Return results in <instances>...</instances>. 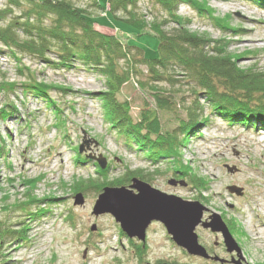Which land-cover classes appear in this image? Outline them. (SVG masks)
<instances>
[{
	"label": "rangeland",
	"instance_id": "obj_1",
	"mask_svg": "<svg viewBox=\"0 0 264 264\" xmlns=\"http://www.w3.org/2000/svg\"><path fill=\"white\" fill-rule=\"evenodd\" d=\"M72 1L79 7L89 4L86 0ZM99 1L103 6L107 3V0ZM202 1L207 3L214 18L229 25L233 31L221 30L219 22L214 24L207 14H199L189 5H181L178 13L191 20L190 30L229 45L228 51L240 57L238 64L241 68L264 73V10L247 0ZM6 4L7 0H0V9ZM138 7L149 19L161 18L148 0L140 2ZM102 12L93 13L100 21L97 30L116 34L124 44L129 42L131 46L141 48L148 59L158 57L157 38L141 35L126 25L113 22L108 14L100 20L104 15ZM16 15H20V10ZM0 52V87L16 86L13 92L0 91V111L6 105L18 109L0 124V144L5 148L0 162V222L13 227L14 231H21L15 238L13 236L0 244V264H116L113 260L119 253L116 248L127 245L129 240L122 235L112 217L95 218L92 215L99 195L92 186L101 183L102 177L94 164L84 162L85 156L79 154L84 133L89 140L99 143L93 148L95 153L108 159L109 181L140 171L154 188L186 201L201 203L207 208V214L220 215L234 233L246 264H264V230L259 234L261 238L254 234L256 231L251 232L255 226L264 227V128L229 123L215 113L212 115L208 103L200 98L199 103L208 121L189 138L186 148L181 149L184 165L206 183L205 187L197 189L189 176L176 174L165 159L154 163L143 152L125 145V140L105 122L99 99L100 93L105 91L104 81L93 71L79 64L59 69L21 55L19 64L6 48L0 46ZM49 59L55 60L54 56ZM19 69L23 72L20 73ZM25 69H30L39 82L73 91L68 95L50 94L58 103L59 114L40 99L23 95L21 86L29 78ZM179 90L175 101L181 102L182 109L176 106L175 113L160 114L164 129L177 128L176 113L180 112L182 119L187 120V112L181 110L186 109H183L184 105L193 106L195 94L190 93L184 80L176 88ZM118 100L130 103L134 123L139 121L140 113L146 107L155 108L150 91L140 89L134 79L124 86ZM237 159L241 163L237 164ZM7 160L13 167L11 172L5 169ZM37 179L40 181L33 190L28 182ZM172 179L179 183L177 187L169 185ZM79 180L95 183L82 193L85 204L74 206V198L79 193L75 185ZM229 187L241 189L242 195L230 193ZM30 196L50 201L23 209L21 204ZM92 225L99 229L98 235L91 232ZM214 236L217 235L203 232L205 240L211 239L212 242ZM149 237L154 252L159 248L165 255L182 258L179 251L171 248L160 224L150 226ZM122 264L136 263L126 261ZM191 264L206 263L193 260Z\"/></svg>",
	"mask_w": 264,
	"mask_h": 264
},
{
	"label": "trees",
	"instance_id": "obj_2",
	"mask_svg": "<svg viewBox=\"0 0 264 264\" xmlns=\"http://www.w3.org/2000/svg\"><path fill=\"white\" fill-rule=\"evenodd\" d=\"M86 1L89 3L87 6L79 7L72 0H7L5 8L0 9V46L6 48L19 64L21 55L39 59L59 69L79 64L93 71L104 81L105 91L100 93L99 99L105 122L125 140V145L143 152L154 163L165 159L176 174L189 176L195 188L205 187L206 183L191 174V168L184 165L181 157V149L186 148L189 138L208 121L199 99H205L212 115L215 113L229 123L264 128V73L241 68L238 64L240 57L228 51L229 45L190 30L191 20L178 13L181 5H189L199 14H207L214 24L219 22L221 30L233 31L229 25L214 18L207 3L202 0H148L161 14V18L155 16L153 19H149L145 11L142 13L138 7L145 0H107L105 6L99 0ZM247 1L264 10V0ZM17 10H20L19 16L16 15ZM98 11L105 12L101 13L104 15L100 20L108 14L113 22L126 25L141 35L157 38L158 57L148 59L141 48L131 46L129 42L124 44L116 34L97 30L100 21L93 13ZM50 56H54L55 60L49 59ZM25 70L29 72V78L21 86L23 95L40 99L59 114L58 103L50 94L68 95L73 91L39 82L30 69ZM19 72L23 70L19 69ZM132 79L136 80L140 89L150 91L155 103V108L148 106L141 111L137 123L130 115V103L118 100V95ZM182 80L190 88V93L195 94L193 106L184 105L183 109H186L181 110L187 112V120L182 119L180 112L176 113L177 128L164 129L160 114H173L176 106L182 109L181 102L175 101V94L180 92L176 88ZM14 90V84L0 87V91ZM14 112H18L14 105L3 107L0 124ZM4 149L0 144V162L4 158ZM87 160L85 158L84 162L94 164L96 172L102 177L101 183L92 186L99 195L106 187L130 184V177L147 181L140 171H132L109 181L110 165L101 170L96 163ZM39 181H29L28 185L34 190ZM91 183L95 181L79 180L75 190L85 193ZM43 201L50 200L30 196L21 207L24 209ZM20 232L0 222V244L13 236L15 238Z\"/></svg>",
	"mask_w": 264,
	"mask_h": 264
},
{
	"label": "water",
	"instance_id": "obj_3",
	"mask_svg": "<svg viewBox=\"0 0 264 264\" xmlns=\"http://www.w3.org/2000/svg\"><path fill=\"white\" fill-rule=\"evenodd\" d=\"M98 145L97 141L89 140L84 133L79 154L96 163L101 170H106L108 159L93 153V148ZM168 183L172 187L179 185L173 179ZM228 191L241 196V189L236 187H229ZM84 204V195L78 193L74 198V206ZM207 211V208L197 201H186L181 197L169 195L154 188L150 183L134 177L127 187L104 188L95 202L92 215L95 218L106 215L112 217L128 240L136 239L143 243L146 241L147 230L151 224L160 223L177 247L185 250L189 255L208 260L211 258L205 248L199 244L196 234L198 226H202L213 233L222 234L227 251L237 255V261L232 264H241L243 260L241 249L221 216L213 214L210 217L211 222H202ZM97 229L94 225L91 231L96 232ZM211 260L223 262L219 258Z\"/></svg>",
	"mask_w": 264,
	"mask_h": 264
},
{
	"label": "flooded vegetation",
	"instance_id": "obj_4",
	"mask_svg": "<svg viewBox=\"0 0 264 264\" xmlns=\"http://www.w3.org/2000/svg\"><path fill=\"white\" fill-rule=\"evenodd\" d=\"M241 193H242V190H241ZM212 215H213L212 213H211V215L205 213L202 222H211L210 217ZM154 223H156V222H154ZM158 224H160V223H158ZM93 226L94 225H92V227ZM161 226L163 227V225H161ZM98 230L99 229H97L96 232H92V231L91 232L93 234L98 235V233H99ZM163 231L165 232V236H166L171 248L179 251V253L182 255V258H178L177 255H175V256L169 255V254L165 255V253L160 252L159 248H155V250H158V251L154 252L153 246H152L151 241H150V237L148 238V230H147L145 243L134 239V240H129L127 245L118 246L116 248V251L119 253H118L116 258H113L114 262L116 264H122V263H125L126 261H133L136 264H191L193 260H199V261L205 262L206 264H232L234 261H237L236 253L231 254L227 251L225 244H224V239H223L222 234L213 233L210 229L206 230L202 226H198V228L196 229V234H197L198 239H199V244L205 248V250L207 251V253L211 259L219 258L223 262H221V261L215 262L211 259L206 260L203 258H199L196 256L189 255L185 250L177 247L171 241V237H169V235L165 231L164 227H163ZM203 232L208 233L210 236L213 234L217 235V236H214L215 240L211 242V239H209V240L204 239ZM231 234H232L233 238L235 239L234 233L231 232ZM241 264H246L244 259L242 260Z\"/></svg>",
	"mask_w": 264,
	"mask_h": 264
},
{
	"label": "bare ground",
	"instance_id": "obj_5",
	"mask_svg": "<svg viewBox=\"0 0 264 264\" xmlns=\"http://www.w3.org/2000/svg\"><path fill=\"white\" fill-rule=\"evenodd\" d=\"M260 133H261V132H258L257 135H260ZM93 153H94L95 155H97V153H95V149H93ZM97 156H99V155H97ZM4 161H5V159H4ZM236 162H237V164H239V163H241V160H240V159H237ZM108 166H109V164H108ZM107 168H108V167H107ZM107 168H106V169H107ZM5 169H6V171H9V172H11V171L13 170V167H12L11 164L8 163V160H7V165L5 166ZM253 203H255V202L253 201ZM250 227H251V226H249V228H250ZM263 230H264V227H262V226H260V225L255 226L254 228H251V232H253V231L255 232V231H256V233H254V232H253V233L256 234L258 238H261V237L259 236V234H262Z\"/></svg>",
	"mask_w": 264,
	"mask_h": 264
},
{
	"label": "built area",
	"instance_id": "obj_6",
	"mask_svg": "<svg viewBox=\"0 0 264 264\" xmlns=\"http://www.w3.org/2000/svg\"><path fill=\"white\" fill-rule=\"evenodd\" d=\"M124 237H125V236H124ZM121 245H124V244H121ZM121 245H120V246H121ZM116 247H117V246H116ZM116 247H115V248H116Z\"/></svg>",
	"mask_w": 264,
	"mask_h": 264
}]
</instances>
